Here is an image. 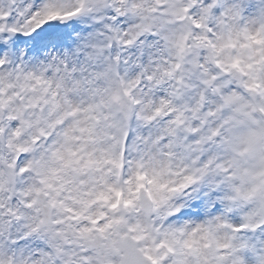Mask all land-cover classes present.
<instances>
[{
	"label": "snow or ice",
	"instance_id": "snow-or-ice-1",
	"mask_svg": "<svg viewBox=\"0 0 264 264\" xmlns=\"http://www.w3.org/2000/svg\"><path fill=\"white\" fill-rule=\"evenodd\" d=\"M0 264H264V0H0Z\"/></svg>",
	"mask_w": 264,
	"mask_h": 264
}]
</instances>
